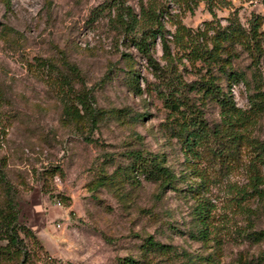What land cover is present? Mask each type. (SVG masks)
<instances>
[{
    "label": "rangeland",
    "instance_id": "obj_1",
    "mask_svg": "<svg viewBox=\"0 0 264 264\" xmlns=\"http://www.w3.org/2000/svg\"><path fill=\"white\" fill-rule=\"evenodd\" d=\"M110 1L0 0V167L14 187L17 221L34 237L23 239L25 264H121L126 256L135 264H264V20L258 53L236 46L232 66L242 77L225 87L242 111L236 158L185 155L161 97L174 83L194 112L218 125L217 102L182 84L204 69L171 34L178 22L224 25L234 13L247 27L253 14L264 18V1L155 0L174 64L165 79L122 39L114 7L95 14ZM125 3L139 10L138 0ZM151 54L166 68L159 41ZM126 57L139 93L126 83ZM77 96L90 118L68 111V103L80 108ZM129 150L161 155L170 185L119 176ZM147 235L167 250L144 252Z\"/></svg>",
    "mask_w": 264,
    "mask_h": 264
},
{
    "label": "trees",
    "instance_id": "obj_2",
    "mask_svg": "<svg viewBox=\"0 0 264 264\" xmlns=\"http://www.w3.org/2000/svg\"><path fill=\"white\" fill-rule=\"evenodd\" d=\"M209 1V0H208ZM264 1V0H262ZM139 10L135 11L125 0H111L95 6V14L105 6L114 7V23L120 28L122 39L127 44L133 45L140 55L146 60L154 76L165 79L173 74V60L169 51L167 30L161 20L164 8L162 3L156 4L155 0H138ZM102 6V7H101ZM208 9L209 6H208ZM211 12V10H210ZM94 14V15H95ZM215 18V14L211 12ZM264 18L261 14H253L247 27L240 25L236 14L227 17L224 25L213 22L212 19L203 22V26L195 28L185 26L178 22L172 32L173 42L183 49V55L192 65L198 63L204 69L203 76L188 85L203 97L213 98L220 108V122L218 125H209L198 115L179 93L180 87L174 83L165 84L166 93L162 95L164 106L173 115L175 136L180 142V149L190 157H203L212 161L217 159L227 160L238 156L239 145L244 139V133L238 128L241 109L238 108L225 88L231 81L240 79L241 73L232 66L233 55H236V46L246 49L252 54H257L261 41L262 31L259 29ZM211 30V33H207ZM206 39V40H205ZM159 41L162 57L166 61V68L152 56L151 49ZM126 83L133 92H141L137 81L138 73L132 67L133 61L125 58ZM223 81V85L220 83ZM66 83V81H65ZM255 91L252 94L254 97ZM252 100V99H250ZM76 105L68 103L66 106L75 116L82 114L90 118L93 110L87 101L80 96L76 97ZM117 110V109H116ZM178 119V120H177ZM260 154V152H256ZM129 160L124 166H117L118 175L125 178L133 175H142L145 179L157 181L160 187L170 185L173 174L169 167L163 164V157L159 154H149L141 150H129ZM106 180H100L99 184ZM111 180H108L110 182ZM262 181L259 175L253 177V187ZM173 187V186H172ZM17 202L14 187L5 177L0 167V261L14 260L16 264H25L27 250L23 241L24 237L34 238L27 226L17 221ZM258 234H263L261 230ZM260 237V236H259ZM143 251L156 250L165 252L163 243L153 240L147 235L144 238ZM42 249V246H39ZM46 251V250H44ZM136 260L129 256L123 257L121 264H135Z\"/></svg>",
    "mask_w": 264,
    "mask_h": 264
}]
</instances>
